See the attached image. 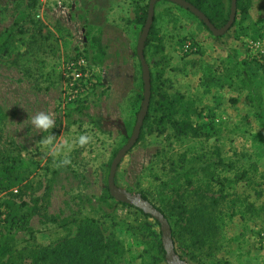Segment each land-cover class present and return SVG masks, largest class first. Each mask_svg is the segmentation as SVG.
<instances>
[{"label":"rangeland","instance_id":"374dc122","mask_svg":"<svg viewBox=\"0 0 264 264\" xmlns=\"http://www.w3.org/2000/svg\"><path fill=\"white\" fill-rule=\"evenodd\" d=\"M31 1L0 0V44L8 36L15 54H3L0 47V104L7 113L0 119V150H11L21 158L10 186L0 188V202L7 201L0 203L1 215L10 211L16 216L11 224L1 219L0 264H55L56 253L74 245L78 224L62 227L30 217L36 206L72 220L95 219L103 237L121 243L116 264H168L166 254L158 262L163 259L157 243L164 240L161 225L116 203L105 191L114 154L131 138L144 101L137 53L144 26L137 23L136 15L150 0H87L85 9H80L83 22L53 13L50 6L59 0H41L37 18L48 23L42 29L28 13ZM229 1L222 0L226 12ZM169 4L176 7L175 17ZM175 4L158 1L156 35L163 36L166 56L158 57L149 48L146 62L155 76L156 100L159 90L193 99L192 123L205 128L203 136L176 137L172 127L161 131L152 111L141 139L120 162L115 183L127 194L143 198L146 193L163 206V184L172 182L181 164L203 148H219L225 164L233 167L221 164L217 171L228 181H213L208 196H226L219 204L222 211L204 209L200 201L188 208L189 221L176 224L177 213L167 209L170 226L176 230L172 238L177 264H264V76L256 64L245 62L250 61L248 38L264 22V10L254 8L221 37ZM58 18L71 34L56 22ZM83 23L89 30L86 53L95 61H89V80H75L67 66L78 60L72 58L75 46L85 48ZM189 41L196 46L187 51ZM22 53L29 54L31 61L14 59ZM204 62L214 64L217 87L205 89L200 66ZM163 79L166 83L160 84ZM41 111L53 117L55 127L37 134L29 114ZM211 121L216 133L206 135ZM50 135H55L54 143L44 144L43 136ZM80 135L91 137L83 147L78 143ZM61 144L64 147L53 155L54 146ZM171 194L168 187L165 195L171 199L164 203L172 201ZM211 213L217 217L215 231L205 225ZM46 250L52 254L45 257Z\"/></svg>","mask_w":264,"mask_h":264},{"label":"trees","instance_id":"16d2710c","mask_svg":"<svg viewBox=\"0 0 264 264\" xmlns=\"http://www.w3.org/2000/svg\"><path fill=\"white\" fill-rule=\"evenodd\" d=\"M87 0H81L82 5L76 6L75 12H73L74 19H78L80 22H83V14H80V9H85V3ZM167 1V0H165ZM191 4H193L196 8L201 10L208 18L209 20L218 28L221 25H225L229 18L231 13V5L232 0L229 1V9L226 12L225 5L223 4L222 0H187ZM170 2V1H168ZM158 4H155V10L156 6ZM77 5V4H76ZM178 7H182L178 4H175ZM42 6L41 0H32L31 1V7H29L28 13H32L33 22L38 23L39 28L48 27V23L44 22L40 18H37L38 16V9H40ZM254 8H261L264 10V0H237V14L236 19L232 25V27L228 30V32L232 31L238 24L242 23L249 14L253 11ZM148 10H149V1L145 5V9H142V12L136 15V21L138 24H141L142 26L145 25L147 17H148ZM187 11L191 12L190 10L186 9ZM192 13V12H191ZM193 14V13H192ZM195 15V14H193ZM48 16V14H46ZM196 16V15H195ZM197 17V16H196ZM198 18V17H197ZM199 19V18H198ZM156 16L154 14V20L153 24L151 26L148 38L146 40L145 44V57L147 59V53L148 49L151 48L152 51L156 52L157 56L160 57V55L165 58L166 54L164 53L165 50V43L162 39L163 36H159L157 32L156 27ZM200 20V19H199ZM59 24H63L66 26L62 19L58 18L57 21ZM200 22L205 26L207 30L211 32L209 27L205 24L204 21L200 20ZM220 23H222L220 25ZM264 25L263 23L258 24L256 28H254L252 34H250L248 39L254 38L260 33L261 27ZM41 28V29H42ZM66 29L70 32L69 28L66 26ZM83 28L85 29L84 37L86 39H82L83 45L85 48L83 50H80L78 46H75V54L72 58H79L80 56H84L86 59L91 61V63L94 60L93 56L89 55L88 53V42H89V30L87 29V26L85 23H83ZM226 32V34L228 33ZM212 33V32H211ZM71 34V32H70ZM225 34V35H226ZM222 37V36H221ZM84 41H86L84 43ZM196 46V43H192V46L194 48V45ZM0 47L2 48L3 54L6 55H15L12 53V40L8 36H5L0 44ZM198 48V47H197ZM199 51V49H197ZM21 58V62H29L31 61V56L27 53H22L20 56H15L16 58ZM250 60V59H249ZM160 61V59H159ZM165 62V61H163ZM247 64L248 62L256 64L257 68L262 72L264 76V67L260 66L257 63L250 61H245ZM166 63V62H165ZM142 65V64H141ZM205 69V77L203 79L204 87L205 89H209V87H217L219 78L216 77L215 74L216 71H214V65L213 63L211 65H206ZM151 74V88H152V95L150 100V105L148 109V113L145 117L141 134L139 136L138 141L141 139L144 128L146 124L151 119L152 111L155 113L157 122L159 124V127H161V131L166 130L168 127H172L174 131V135L176 137H188L190 135L194 136H203V129L204 127L200 126V128H195L194 124L192 123V109L193 108V99L186 98L184 94L179 95H169L166 91L159 90L157 96L158 100H156V86H155V76L153 72L150 69ZM166 83V81L163 79L159 83ZM208 86V87H207ZM157 88H161V86H158ZM174 95V94H173ZM178 96V97H177ZM182 98V100H181ZM185 98V99H184ZM185 100V101H184ZM187 101V102H186ZM190 101V102H188ZM185 103V104H184ZM7 113L3 106V104H0V119L3 120L6 117ZM210 123L213 124L211 121ZM210 124L209 128L211 130H208L206 135H214L216 133L215 124ZM137 141V143H138ZM136 145V144H135ZM133 149V148H132ZM131 149V150H132ZM205 148L202 149V152L197 153L189 158L186 159L185 164H181L180 171H178L174 178H172V182L170 184H163L164 190L162 192V195H160L162 201V205H157L154 201H152L146 193H142L143 199L150 201L158 210H160L164 216L168 219L170 225V214H168V210L170 212L175 214L177 213V217L175 218V223L179 224L180 220L182 221H189L191 219L190 216H187L188 208L190 206L197 207L198 203L201 201L203 204L206 205L205 208H211L212 210L218 209V211H222L220 208L221 203L225 200L226 196L224 194L222 195H216V196H208V192L212 188V182L218 181L219 183H225L227 180V177H221V175L218 173V168L222 165L233 167L232 165H226L225 164V158L221 156L219 148H215V150H208L204 151ZM11 150L1 151L0 150V188L2 187H9L10 184H8L9 179H11V174L15 171L14 169L19 167L18 163H21L18 154L10 152ZM117 153L114 154V157ZM217 156L219 160L213 159V157ZM194 158V159H193ZM5 160H8L9 162L13 160V162H10L9 165L5 164ZM195 160V161H194ZM16 161L17 163H14ZM222 164V165H221ZM251 167L253 170H256V167L254 164H251ZM56 172L55 170L53 171ZM15 178V177H14ZM116 178V177H115ZM16 179V178H15ZM23 178H20L19 181H22ZM195 179V180H194ZM231 181V180H230ZM196 183V186L194 188H189L190 186L194 185ZM227 184V183H226ZM221 190L225 188L221 184ZM168 187H171V190L174 192L172 195V201H169L168 204L164 203L166 200H169L171 198H167L166 189L168 190ZM105 191L108 194L110 198H112L116 203L122 204L131 208L136 209L139 211L145 218H153L150 214L145 213L142 209L128 204L121 201H117L110 193V189L108 186V180H106L105 185ZM214 193V192H212ZM223 193V192H222ZM196 197H195V196ZM0 203H7L6 200ZM220 204V205H219ZM10 205V204H9ZM168 209V210H167ZM170 212V213H171ZM218 212V215L221 216V213ZM11 212H5V216H2L0 213V222L1 219L4 221L9 222L10 224L13 223L15 220V215L10 214ZM105 215L107 217L111 216V213L105 212ZM196 214H194L195 216ZM38 216L42 221H45L47 223L57 224L62 227H67L70 225V223H77L78 229H77V240L75 241L74 245L71 248H67V246L60 252L56 253V256L54 258L55 264H116V256H121L123 249L121 248V243L119 241L114 240H108L100 232V226L97 221L93 218H85L81 220H72L68 217L63 216L59 213H48L47 211L41 212L40 207H34L30 211V217ZM156 224L160 225V222L153 218ZM217 217H214V214L211 213L207 217L206 224L207 227H209L211 230H216L215 224H216ZM172 228V236L173 238L176 235V230ZM75 238V239H76ZM159 246L160 254H162V258L158 260V262H161L164 259V256L166 254L164 245L161 241H157ZM49 254H52L49 250H46L45 257L49 256ZM10 261V259L8 260Z\"/></svg>","mask_w":264,"mask_h":264},{"label":"water","instance_id":"95a60500","mask_svg":"<svg viewBox=\"0 0 264 264\" xmlns=\"http://www.w3.org/2000/svg\"><path fill=\"white\" fill-rule=\"evenodd\" d=\"M157 1L159 0H150L148 17L143 27L141 36L139 38L138 47H137L138 57L142 64L144 90H145L143 105L138 114L136 126L134 128L131 138L129 139L127 144L122 149L119 150V152L116 154V156L114 157L112 161L110 172H109V177H108V186H109L111 195L117 201H121L124 203L134 205L142 209L145 213L150 214L153 218L157 219L160 222L161 230L163 232V237H164L163 243H164V247L166 250V260L168 264H177V259L175 256V248H174L173 238H172V230H171V226H170L168 219L150 201H147L141 197L123 192L115 183V177H116L119 164L122 161V159L126 156V154L137 143L139 136L141 134V130H142L145 117L148 113L149 105H150V100H151V95H152L151 74H150L149 66L146 62L145 44H146V40L150 32L151 26L153 24L155 4L157 3ZM167 1L176 3L190 10L200 20L204 21L205 24L211 30V32L216 36L224 35L232 27L236 19L237 0H232L230 18L228 22L221 28H217L201 10L196 8L193 4H191L187 0H167Z\"/></svg>","mask_w":264,"mask_h":264},{"label":"built area","instance_id":"2783aa9c","mask_svg":"<svg viewBox=\"0 0 264 264\" xmlns=\"http://www.w3.org/2000/svg\"><path fill=\"white\" fill-rule=\"evenodd\" d=\"M55 3L56 2L52 3L50 6L53 13L55 11L58 13L61 12V14L65 15V17L69 15L66 20H77L76 18L74 19L72 14L75 12L76 6L82 5L81 0H59L56 4ZM38 17H41V14H38ZM83 31L85 33L84 28ZM82 39H86V37L83 36ZM185 49L187 51L192 50V42H186ZM246 52L248 58L252 62L264 67V25L261 27L259 35L248 40ZM67 69L74 74L75 80H83V78L89 80L92 66L88 59H86L84 56H80L76 62H71L68 64Z\"/></svg>","mask_w":264,"mask_h":264},{"label":"clouds","instance_id":"9594fccd","mask_svg":"<svg viewBox=\"0 0 264 264\" xmlns=\"http://www.w3.org/2000/svg\"><path fill=\"white\" fill-rule=\"evenodd\" d=\"M31 125L38 130L37 134L48 132L50 129L53 130L55 127V121L53 117L44 111L38 112L35 115H30ZM55 135L43 136L42 141L46 145H52L54 143ZM91 140L89 135H80L78 137V143L81 147L88 144ZM64 147V145L54 146L52 154L55 155L59 148ZM69 161L65 159L63 163L67 164Z\"/></svg>","mask_w":264,"mask_h":264},{"label":"crops","instance_id":"0c3cea01","mask_svg":"<svg viewBox=\"0 0 264 264\" xmlns=\"http://www.w3.org/2000/svg\"><path fill=\"white\" fill-rule=\"evenodd\" d=\"M167 7L171 8L172 16L175 17L176 7H174V6L170 5V4H169ZM169 21L171 22V25H173V27H175V24H173V23H176V20L171 18V20H169ZM200 59L202 60V59H204V57H201ZM201 60H200V61H201ZM204 63H205V62H204ZM201 64H203V63H201ZM206 65H207V64L205 63V64L200 65V66H202L203 68H205ZM213 65H214V64H213ZM205 73H206V72H205V69H204V70L201 72L202 77L204 76ZM205 75H206V74H205Z\"/></svg>","mask_w":264,"mask_h":264}]
</instances>
